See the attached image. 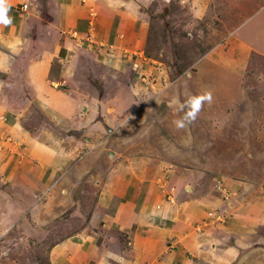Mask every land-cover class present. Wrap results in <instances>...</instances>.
Returning <instances> with one entry per match:
<instances>
[{
    "label": "rangeland",
    "instance_id": "374dc122",
    "mask_svg": "<svg viewBox=\"0 0 264 264\" xmlns=\"http://www.w3.org/2000/svg\"><path fill=\"white\" fill-rule=\"evenodd\" d=\"M80 1L81 4L87 3L85 0ZM184 3L180 0H172V3H161L158 0L148 2L144 6V27L139 24V19V22L130 27L126 26L129 37L124 43L120 38V16L117 12L110 11L107 27H104L108 35L105 36L101 29L103 33L100 32L99 37L96 27L98 12L92 2L88 3L89 7L93 6L89 8L92 17L91 31L87 32L86 29L85 36L79 37L76 45L74 44L80 47L76 69L82 68L79 59L88 56L94 62L91 64L87 61V67L89 70L95 69V73L88 72L89 74L80 76L81 80H76L79 89L90 92L96 100L93 109L89 110L91 114L88 115L86 125H82L86 118L81 122L76 120L75 125L69 123L70 119H67V123L65 120L57 122L49 107V99L43 93L42 96L36 95L29 90V86L24 84L26 64L40 60L41 53L32 50V53L26 54L19 48L14 62L16 70L11 73L13 75L0 74V105L4 109L0 108V153L4 161L8 160L7 170L12 164H21L19 161L22 162L23 158L34 162L30 155L36 134L53 131L62 143L57 145L50 141V147H59L61 144V148L69 150L73 155L66 159L68 165L75 164L77 157H82L81 161H85L84 168L92 169L91 177L95 183L85 181L78 184L80 186L76 189L72 188L78 200L85 192V208L81 214H76L85 219L91 211V206L86 202L93 204L98 196L108 195L101 188L105 172L114 169L117 164L128 166L129 160L138 155L154 156L177 169H194L196 173L201 171L202 179L197 180L196 187L190 188L186 205L191 206L194 213H199L200 209L206 211V217L202 220L222 221L228 212L248 204L250 196L264 197V58L258 57L248 66V70L242 67L246 70L244 76L236 77L237 88L230 84L231 87L225 88L218 67V53L226 51L228 47L224 43L223 49L217 48L214 42L206 39L207 28L199 27H204V21L193 24L190 20L184 21V10L178 8ZM22 11H25L26 32L29 31V24H34L30 29L32 37L43 34V25L56 22L52 20L49 0H28L22 4ZM215 15L219 16L213 13L212 23L217 22L213 17ZM196 25L198 29L194 28ZM21 27H18L14 36L23 34ZM69 30L70 28L64 30L63 36L70 37ZM58 31L59 28L52 34L54 42ZM117 36L118 43L113 47L111 43ZM76 37L72 35L75 40ZM59 45L56 56L49 61L46 79L53 88L56 86L63 89L67 88L70 75L62 78L61 70L62 65L71 59H66V52L71 50V46ZM211 50L214 52L211 61L204 60L206 52ZM251 66L261 77L257 79L252 75L255 70ZM107 68L111 72H106ZM231 78L233 76L227 80L230 81ZM163 83L168 84L162 88ZM203 91H211L212 102L204 105L193 124L178 130L173 122L183 115L181 104L191 95ZM230 92L235 100H240L241 95L248 96L240 101L244 104L240 115L243 117L238 119L236 126L231 123L218 124L215 118V112L219 111L222 104V99L218 96L225 94L230 97ZM32 99L42 103L43 108L36 109L39 105H34ZM230 111L239 113L237 109ZM9 123L11 126H7ZM12 123H16L17 130L12 129ZM50 138L51 136L48 137ZM36 142L44 144L43 140ZM7 170L6 173H0V264H54L49 259L50 247L63 239L64 232L71 231L82 222L71 220L73 215L70 209L63 211L66 205L48 206L54 209L53 218L43 220L47 216L43 213L44 210H40L37 197L32 199L33 204H25L21 189L17 187L24 186L25 179L16 176L19 178L16 186L9 176L6 178ZM165 189L159 197L156 191L154 200L161 198L172 201L174 196L170 186H165ZM206 194L211 199L206 198ZM48 197H45V202ZM56 210L59 211L58 215ZM59 217L71 219L64 221L57 219ZM87 227L94 233L98 246L102 239L109 242L108 236L126 244L130 240L116 228L94 225L92 221L87 223ZM193 227L196 232L201 230L198 225ZM262 229L259 228L260 234L254 240L257 246H262L264 241Z\"/></svg>",
    "mask_w": 264,
    "mask_h": 264
},
{
    "label": "crops",
    "instance_id": "0c3cea01",
    "mask_svg": "<svg viewBox=\"0 0 264 264\" xmlns=\"http://www.w3.org/2000/svg\"><path fill=\"white\" fill-rule=\"evenodd\" d=\"M26 1L28 0H10L11 8L8 14L12 17L13 22L10 26L0 25V74L13 75L11 73L16 70L14 62L19 48L26 54L32 53V50L40 52L41 61L29 60L30 62L26 64L27 70L26 68L24 70L27 74L24 84L29 86V90H32L36 95L44 94L49 99V107L57 122L61 123L64 120L66 122L67 119H70L69 123L75 125L76 120L81 122L86 118L83 124L80 123L86 125V121L89 119L88 115L91 114L89 110L93 109L96 100L90 92L87 93L79 89L76 80L88 72L95 73V69L90 68L89 70L87 67V61L91 64L94 63L88 56L87 60L86 58L78 60L81 62L82 68H75L77 57L80 54V47H76L75 43L79 37L85 36L86 29L87 32L91 31L92 17H90L89 8L95 6L98 12V15L96 13L98 21H96V27L99 37H101V29L105 32L110 11H116L120 16V38L124 43L129 37L127 35L128 27L139 22L138 19L141 27H144V22H146L144 6L153 0H82L87 2L85 4H81L80 0H49L53 14L52 20H56V22L55 24L48 23L46 26L42 24L46 30L44 28L41 36L34 37L30 30L34 24L26 26L28 32L25 29L26 17L24 16L25 11H22V4ZM160 1L161 3H172V0H158V2ZM90 2L93 6L89 7L88 3ZM180 2H185L183 6L178 7L184 10V21L190 20L191 24L204 21L206 26L199 27L207 28L206 39L214 42L217 48L223 49V44L226 43L228 49L218 53V67L221 70L222 75H220L224 80L225 88L230 85L237 88L236 77L244 76L245 70L259 59L258 57L264 58V0H180ZM213 13L219 14V16H213L217 21L214 23H212ZM19 26H22L23 34L16 37L13 34L19 29ZM58 28L60 31H58L54 42L51 37ZM68 28H70L68 33H71V36L70 34V37L63 36L64 30ZM194 28L198 29V25ZM107 33H104L105 36L108 35ZM72 35L77 36L76 40L72 38ZM118 39L117 36L111 43L113 47L118 43ZM59 44L71 46V50L66 52L68 54L66 59H68L67 57H71V59L62 65L61 70L62 78L70 75L67 80V88L63 89H58L56 86L53 88L46 79L49 61L56 56ZM212 51L206 52L204 60L211 61L214 53ZM100 65L104 66V64ZM242 67H246V69L244 70ZM252 69L255 70L252 73L253 76L257 79L259 76L261 77L254 67ZM106 72H111V69L107 68ZM232 76L230 81L227 80ZM71 82L74 84V88ZM1 89L0 85V91ZM159 90L162 91L160 87ZM127 92H129L128 89ZM232 92L229 94L231 98L225 94L218 96L222 99L219 111L215 112L218 124L229 125L231 123L236 126L238 119L243 117L240 115L243 112L242 105L244 104L240 101L248 96L241 95L240 100H235ZM113 98H111L112 102ZM1 99L0 96L2 105ZM32 101L34 105L38 103L39 107H35L36 109L43 108L42 103L40 104L34 99ZM1 109L0 114L4 110ZM236 109L239 112L237 114L230 111ZM15 124L12 123L14 131L18 129ZM239 124L242 123L239 122ZM7 126H11V123ZM36 135L30 155L34 162L29 159L26 161L23 158L22 162L19 161L21 164H12L9 167L8 174V160L4 161L3 155L0 153V173H6L7 170L6 178L9 176L16 186L20 177L25 179L24 186L17 187L21 189V196L24 198L25 204H33L34 200L32 199L37 197L39 200L37 202L41 206L40 210H44L43 213L47 216L42 218L43 220L53 218L54 209H50L48 206L66 205L63 211L70 209L73 218L59 217L57 219L82 222L81 225L74 226L71 231L64 232L63 239L52 244L49 249L51 254L49 259L52 263L119 264L116 259H113V256H117L123 259L124 264H264V241L262 246L254 244L255 238L260 234L259 228L264 230V197L250 196L248 204L240 205L228 212L222 221L202 220L206 217V211L200 209L201 215H198L199 213H194L191 206L186 205L190 188L196 187L197 180L202 179L201 171L196 173L194 169H177L170 163L157 160L154 156L138 155L129 160L128 166L117 164L114 165V169L105 172V180L101 188L102 192L108 195L98 196L93 204L86 202L91 206V211L85 219V217H80L81 215H76L81 214L85 208L83 207L85 192L82 193L83 197L81 196L78 200L73 194L72 188L76 189L80 186H77L78 184L85 181L94 182L95 180L93 181V177H91L92 169H85V165H83L85 161H81L83 158L79 159L73 151L77 161L75 164L68 165L66 159L73 154L69 150L61 148V144L59 147L56 145L55 148L50 147V141L56 142L57 145L62 143V140L60 141L53 131ZM46 136H51V138L48 139ZM38 140H43L44 144L36 142ZM164 185L170 186V191L173 192L174 197L170 202L161 198L154 200L156 191L158 197L160 193H164L166 190ZM207 195L204 196L211 199ZM46 196H49L47 202H45ZM58 212L56 210V215ZM91 221L94 225L101 224L106 228L118 229L122 235L129 237L127 238L130 239L129 242L126 244L123 241H115L113 236H108L109 242H104L102 239L98 246L94 233L87 227V223H91ZM194 225L201 227V230L197 231L198 233L194 229Z\"/></svg>",
    "mask_w": 264,
    "mask_h": 264
},
{
    "label": "clouds",
    "instance_id": "9594fccd",
    "mask_svg": "<svg viewBox=\"0 0 264 264\" xmlns=\"http://www.w3.org/2000/svg\"><path fill=\"white\" fill-rule=\"evenodd\" d=\"M11 8L10 0H0V25L10 26L12 24V17L9 16V11ZM213 100V95L211 91H203L198 94L191 95L187 100L181 104V110L183 115L178 119L174 120V125L178 130L185 129L193 124L200 112L202 111L205 104H210ZM186 109V111H184ZM112 256L111 253H109ZM119 264H124L121 257L113 256Z\"/></svg>",
    "mask_w": 264,
    "mask_h": 264
},
{
    "label": "built area",
    "instance_id": "2783aa9c",
    "mask_svg": "<svg viewBox=\"0 0 264 264\" xmlns=\"http://www.w3.org/2000/svg\"><path fill=\"white\" fill-rule=\"evenodd\" d=\"M138 69H139V68H138ZM138 69H137L136 71L139 73V70H138ZM152 84H154V83H152ZM152 84H151V85H152ZM164 84H165V83L161 84V87H162V88H163L164 86H166L168 83H166L165 85H164Z\"/></svg>",
    "mask_w": 264,
    "mask_h": 264
}]
</instances>
